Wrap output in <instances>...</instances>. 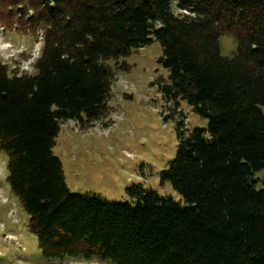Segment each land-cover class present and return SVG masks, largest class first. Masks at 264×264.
Returning <instances> with one entry per match:
<instances>
[{
    "label": "trees",
    "instance_id": "16d2710c",
    "mask_svg": "<svg viewBox=\"0 0 264 264\" xmlns=\"http://www.w3.org/2000/svg\"><path fill=\"white\" fill-rule=\"evenodd\" d=\"M20 24L41 30L42 46L33 75L0 62V153L43 260L264 264V188L253 179L264 171V0H0V26ZM153 43L167 72L161 98L206 122L176 123L159 177L183 203L151 189L123 204L70 192L52 153L61 125L105 119L107 63Z\"/></svg>",
    "mask_w": 264,
    "mask_h": 264
},
{
    "label": "rangeland",
    "instance_id": "374dc122",
    "mask_svg": "<svg viewBox=\"0 0 264 264\" xmlns=\"http://www.w3.org/2000/svg\"><path fill=\"white\" fill-rule=\"evenodd\" d=\"M42 38L39 29H23L21 24L11 30L0 26V62L10 75L14 71L18 75L35 73L33 63L39 56ZM235 48L233 36L220 38L222 55L231 57ZM159 56V45L153 43L128 58L108 62L115 73L108 116L84 131L72 121L61 125L52 153L61 162L70 192L123 204L129 201V190L151 189L183 203L168 184H160L159 177L176 153V123L181 120L189 131L204 128L206 122L183 102L173 113L172 105L161 98L157 82H166L167 72L157 64ZM121 64L129 71H119ZM6 176V159L0 153V264H109L97 259L43 260ZM253 179L256 187L264 188V171Z\"/></svg>",
    "mask_w": 264,
    "mask_h": 264
}]
</instances>
